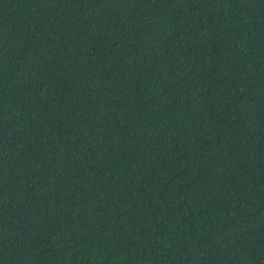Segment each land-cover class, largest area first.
<instances>
[{
  "label": "trees",
  "instance_id": "16d2710c",
  "mask_svg": "<svg viewBox=\"0 0 264 264\" xmlns=\"http://www.w3.org/2000/svg\"><path fill=\"white\" fill-rule=\"evenodd\" d=\"M0 264H264V0H0Z\"/></svg>",
  "mask_w": 264,
  "mask_h": 264
}]
</instances>
